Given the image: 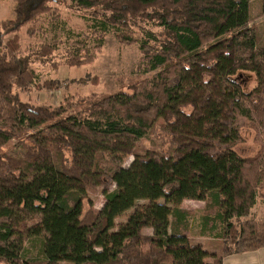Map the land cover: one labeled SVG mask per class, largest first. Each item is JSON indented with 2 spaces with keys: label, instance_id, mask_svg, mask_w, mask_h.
I'll list each match as a JSON object with an SVG mask.
<instances>
[{
  "label": "trees",
  "instance_id": "1",
  "mask_svg": "<svg viewBox=\"0 0 264 264\" xmlns=\"http://www.w3.org/2000/svg\"><path fill=\"white\" fill-rule=\"evenodd\" d=\"M12 1L15 17L0 22L3 34L16 36L0 51L1 264H224L228 255L264 247V218L253 215L264 199V47L248 27L252 0H75L120 41L139 42L148 71L163 69L181 82L57 105L24 101L15 91L35 77L29 59L18 54L17 34L56 11L61 0ZM204 69L223 76L234 101L247 105L262 149L247 157L230 146L214 154L200 148L178 156L136 152L137 141L183 104L186 89L197 88ZM244 71L257 75L249 92L239 82ZM128 152L135 159L124 167L121 154ZM100 176L115 188L104 190L98 213L84 214L87 185ZM185 200L204 202L201 232L220 226V255L193 241L195 211L183 207ZM30 218L39 219L30 230L41 238L42 256L16 262L23 245L12 239L14 226Z\"/></svg>",
  "mask_w": 264,
  "mask_h": 264
},
{
  "label": "rangeland",
  "instance_id": "2",
  "mask_svg": "<svg viewBox=\"0 0 264 264\" xmlns=\"http://www.w3.org/2000/svg\"><path fill=\"white\" fill-rule=\"evenodd\" d=\"M13 5L12 0H0V22L13 18ZM55 9L39 21L23 27L17 34L20 47L18 54L29 59L35 73L28 87L15 89L22 100L33 104L57 105L68 99L83 102L90 96L119 91L133 94L157 84L173 89L181 82L178 75H168L163 69L148 71L139 42L129 44L120 41L115 29H103L102 20L95 19L92 10L78 9L75 0H61ZM251 10L252 19L248 27L253 28L257 47H264L261 0H252ZM2 31L0 26V51L5 49L9 39L16 38L14 34H3ZM43 46L52 48V53L48 55L41 52ZM74 57L81 59L80 64L68 62ZM241 73L239 82L243 90L249 92L257 86V75L250 71ZM199 74L201 78L197 88L186 89L184 93L188 95L183 97V104L181 102L171 112L168 111L153 134L137 141L136 152L145 157H160L162 152L178 156L184 149L200 148L214 154L230 146L247 157L256 155L262 149L263 138L257 135L252 121L244 112L247 105L234 101L232 86L223 76L213 75L210 70H200ZM191 122L195 126L188 124L192 128L187 129L186 123ZM194 131L202 137L196 139L192 136ZM121 157L124 167H129L135 159L130 152L121 154ZM97 179V183L87 185L84 214L90 209L98 213L106 203L104 190L115 188L114 184L102 181L103 176H100L101 180ZM183 207L195 211V216L191 218L193 241L204 242L210 251L220 255L222 241L216 237L221 233L220 226L205 233L200 230L204 202L185 200ZM131 211L118 217L116 225L124 222ZM263 214L264 203L260 202L255 215ZM38 222V218H30L14 226L12 239L16 244L20 242L23 245L15 257L16 262L41 259V238L31 235L30 230ZM145 232L150 234L152 231L147 229Z\"/></svg>",
  "mask_w": 264,
  "mask_h": 264
},
{
  "label": "crops",
  "instance_id": "3",
  "mask_svg": "<svg viewBox=\"0 0 264 264\" xmlns=\"http://www.w3.org/2000/svg\"><path fill=\"white\" fill-rule=\"evenodd\" d=\"M13 8H14V6H13ZM14 17H15V12H14L13 18ZM259 199H261V201ZM260 202L264 203V199L258 198L257 203H256L255 207L253 208V215L256 218H264V214L262 216H256L255 215L256 208ZM197 243H201L202 245H204V247L206 249H208V247L204 244V242L199 241ZM208 250H210V249H208ZM224 264H264V247L257 249V250H253V251H247V252H243V253L228 255L224 258Z\"/></svg>",
  "mask_w": 264,
  "mask_h": 264
}]
</instances>
